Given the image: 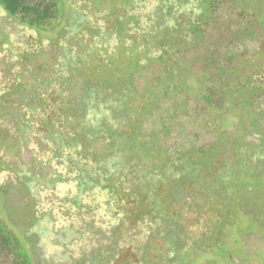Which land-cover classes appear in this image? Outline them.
I'll list each match as a JSON object with an SVG mask.
<instances>
[{
	"label": "rangeland",
	"instance_id": "374dc122",
	"mask_svg": "<svg viewBox=\"0 0 264 264\" xmlns=\"http://www.w3.org/2000/svg\"><path fill=\"white\" fill-rule=\"evenodd\" d=\"M21 1L0 8V264L32 243L34 264H264V0ZM236 212L254 247L221 239Z\"/></svg>",
	"mask_w": 264,
	"mask_h": 264
},
{
	"label": "trees",
	"instance_id": "16d2710c",
	"mask_svg": "<svg viewBox=\"0 0 264 264\" xmlns=\"http://www.w3.org/2000/svg\"><path fill=\"white\" fill-rule=\"evenodd\" d=\"M120 1H122V0H120ZM129 0H123V5H125V6H123V8L124 7H128L129 6ZM230 2H231V0H230ZM0 8H1V10H2V13L4 14V19H6L7 21H8V17H7V15H8V13L9 14H11V15H15V14H18V13H23L24 15L23 16H26L27 14H30V12L32 11V10H35L36 8H34V7H28V6H26V5H24L23 4V2L21 1V0H0ZM37 10V9H36ZM32 31V33L30 34V35H33V37H35L36 39H40V40H46L47 41V39H45V38H43V34H39L37 31H35V30H31ZM32 37V38H33ZM197 43H200V42H197ZM5 45V44H4ZM197 59H199L198 57H196ZM196 58H195V60H196ZM253 59L251 58L250 60H249V62H247V64H244L245 65V67H246V69L248 70L247 72H249L250 70L252 71V68H251V64H250V62L252 61ZM264 64V62H261V63H259L260 64V66H259V68H258V71H253V73H249V75H250V78H248L249 80L246 82V84H245V87H254V86H256V85H258L259 87H261V83L260 82H263L264 83V67L262 68V66H261V64ZM206 65H209V64H204L203 63V67H202V69H204L205 68V66ZM211 65V64H210ZM262 68V69H261ZM259 69H261L260 71H259ZM256 72V73H255ZM135 82H136V80H135ZM257 82V83H256ZM208 85H209V82H205L203 85H202V90L203 91H206L207 90V88H208ZM264 85V84H263ZM258 88V87H257ZM264 88V87H263ZM183 92L185 91V89L183 88V87H181L180 88ZM262 91H264V90H262ZM22 94H23V92H21ZM239 95V94H238ZM238 95H236V94H234V96L236 97V96H238ZM168 97V96H167ZM69 97L68 96H66V98L65 99H68ZM166 100H168V98H165ZM69 100V99H68ZM219 103H221L223 106H225V107H227V106H229V104L228 103H226V101H219ZM253 106H252V103L251 104H245L243 107H242V111H245V109L247 108L248 110H247V112L245 113V117H247L249 114H254V112L256 111L255 109H253L252 108ZM208 108V105L205 103V104H203L200 108H199V112L200 113H203V112H205L206 111V109ZM264 112V111H263ZM90 114V113H89ZM105 114H107L106 112H105ZM107 116V115H106ZM90 118V116L87 118V119H89ZM237 119V116H226L225 117V119H223V121L221 122L222 124H224V121H226V123H228L229 125L231 124L230 122H233V120H236ZM212 124H214V126L212 127ZM227 124V125H228ZM202 125H203V127H202V129H203V134H204V131H206V129H208L209 131H210V134H212L213 132H214V130H212V129H214L216 126H217V122H215V123H209L208 121H203L202 122ZM153 133V132H152ZM204 136H206L205 134H204ZM145 139L146 138H150V139H152L151 137H152V135L149 137V135H145L144 134V136H143ZM203 147H205V146H203ZM75 151H77V150H75ZM75 151L74 150H72V149H65V148H63V151L62 152H64V156L65 155H70V153H71V155L74 153L75 154ZM74 154L72 155V156H74ZM1 159H2V156L0 157ZM70 158V157H69ZM112 171L114 170V168H110ZM77 175H79V173H77ZM58 177V176H57ZM57 177H55V178H57ZM79 177V176H78ZM100 187H102V188H100ZM90 188H92V191H97L96 189L98 188L99 189V191L101 190V189H103V192L101 193V195L103 196V198H104V200L106 201V202H108V204L110 205V196L108 195V191L103 187V186H101V185H99V186H92L91 185V187ZM4 191H6V189L5 188H0V194H3L4 193ZM38 191L36 190V193H37ZM5 194V193H4ZM35 193H33V195H34ZM35 197H36V195H34ZM136 198H137V196H136ZM38 206H39V202H38ZM111 206V205H110ZM112 207V206H111ZM112 209V208H111ZM144 215V214H143ZM143 215H140V216H138L137 218H142V219H144V220H146V218H144L145 217V215L143 216ZM244 218V216H243V214H240V213H235V214H232V216H231V219H230V221L228 222V223H226V224H224V226L223 227H225L226 228V226H233V228H231V230H233V229H235L236 231H238L237 233H236V235L235 234H231V233H228V234H226V233H221L220 234V237H221V239H225L226 240V242H227V244H230V245H233V244H235V243H237L238 245H248V247L249 246H251V247H254V243H253V246H252V243H250L249 244V241H247L246 239H245V237H247V236H249V234L251 233V230L249 229V230H246V233H243L244 232V228H242V229H240L239 228V225L241 224V220ZM38 220H39V218H37V221H36V223L33 225V226H31V227H29L27 230H28V234H30V232H33L34 234H36V235H38V230H39V225H37L38 224ZM244 222H245V224H246V221L245 220H243ZM226 225V226H225ZM232 237V238H231ZM29 238H30V235H29ZM232 239V240H231ZM9 244V240L8 239H6V238H4L3 236H2V233H0V246H2V247H6V245H8ZM14 244V247L15 246H20L17 242H15V243H13ZM39 246V245H38ZM18 249V248H17ZM17 249H15V250H17ZM32 249L34 250V255L32 256V259L30 260V261H22L21 262V264H34V259H33V257L36 255V254H38V252H37V244H33L32 243ZM14 251V250H13ZM9 253H11L10 251H9ZM174 255H175V252L173 251V250H171V248H170V245L169 246H167V248L165 249V257H166V260H168V262L170 261L171 263L172 262H174V260L173 259H171V258H173L174 257ZM21 256H22V254H21ZM39 256V258H41V260H44V259H47V257L46 256H43V257H45V258H43L42 256H40V255H38ZM16 262V261H15ZM45 262H47V261H45ZM203 263V262H202ZM202 263H200V264H202ZM15 264H17V263H15Z\"/></svg>",
	"mask_w": 264,
	"mask_h": 264
}]
</instances>
